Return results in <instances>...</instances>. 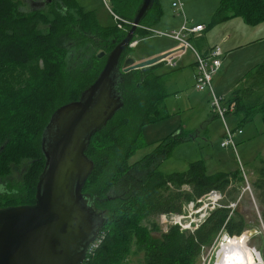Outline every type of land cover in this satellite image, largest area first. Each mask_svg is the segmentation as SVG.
I'll use <instances>...</instances> for the list:
<instances>
[{
  "label": "trees",
  "instance_id": "trees-1",
  "mask_svg": "<svg viewBox=\"0 0 264 264\" xmlns=\"http://www.w3.org/2000/svg\"><path fill=\"white\" fill-rule=\"evenodd\" d=\"M60 1L69 10L65 16L57 12L63 9L59 5H50L49 13L41 9L26 12L17 0H0V180L8 181L13 189L12 171L28 162L13 193L0 196V205L35 203L45 166L42 141L53 114L80 99L105 66L106 59H100L99 54L110 53L132 27L126 26V31L117 25L104 27L76 0ZM142 2L137 0L131 16L125 14L126 8L116 14L133 23ZM162 12L160 0H155L142 27L158 23ZM238 17L251 26L263 23L264 0H220L206 29ZM142 27L137 34L146 36L149 32ZM101 40L107 41L106 47L97 42ZM155 66L120 73L124 107L92 137L86 151L94 169L83 193L98 210L99 221L103 222L99 237L103 240L95 252L87 254L83 264H127L131 257H138V264H200L204 250L216 249L221 237L241 245V236L256 226L229 203L237 199L244 184L240 172L210 175L203 161L191 163L184 172L166 174L158 170L156 162L166 158L180 140L173 141L169 136L140 160L131 162L148 147L139 144V125L160 120H149L154 91L165 85L158 79L166 75H155ZM130 84L138 93L135 100L128 96ZM163 99L158 97L159 101ZM227 103L235 104L233 115L240 127L256 115L264 123V61L248 71ZM134 124H138L136 130ZM259 164L254 168L252 186L258 193L264 220V160ZM213 191L223 195V202L197 228L183 229L174 224L162 231L156 221L159 217L184 216L189 204L199 206L198 201ZM225 245L227 253L239 258V250L229 240ZM260 251L264 260V249Z\"/></svg>",
  "mask_w": 264,
  "mask_h": 264
},
{
  "label": "rangeland",
  "instance_id": "rangeland-1",
  "mask_svg": "<svg viewBox=\"0 0 264 264\" xmlns=\"http://www.w3.org/2000/svg\"><path fill=\"white\" fill-rule=\"evenodd\" d=\"M17 1L20 2L22 10L30 12L33 9L40 8L39 6L43 0ZM76 1L84 10L93 12L99 23L104 27L117 25V19L113 15V13L116 14L117 10L121 13L126 8L127 11L124 13L131 16L130 11H134V7L137 5V0H121L124 5L122 7L120 5V8L116 0ZM176 1L178 0H160L163 11L162 16L158 23L151 26L150 32L146 36L143 37L140 33L136 34L134 40L138 43L135 48H130L132 56L142 57L152 51L167 50L175 45L171 38L162 34H170L173 31L172 27L176 23L175 19L179 18L182 21L183 15L178 12L180 9L172 7V3ZM181 2L183 3V11L190 21L189 26L198 22L208 26L220 6V0H181ZM179 30L177 29V31ZM193 42L197 46L199 41L193 40ZM194 58L192 51L185 55L183 62L186 69L182 78L178 75L180 72L178 69L181 66L178 68L171 67L164 61L152 68L155 75H166L158 80L162 85L164 83L166 85V81L169 79L168 88L166 89L164 85L158 92L154 91V107L149 114V120L154 121L157 118L160 120L150 122L143 127H140V125L138 127V124L133 125L134 130L138 127V130L141 131L139 144H145L148 147L140 150L131 162L134 163L140 160L145 154L155 149L157 144L171 136V140L180 141L166 158H161L156 162L155 166L161 172L166 174L184 172L189 169L191 163L197 161L204 162L207 173L210 175L223 172H240L244 178V184L241 183V187H239L237 199L229 203L233 209L238 210L246 217L250 225L256 226L241 236L243 237L241 245L227 236L221 237L216 249L204 250L200 264H214L215 257L222 254L233 260L234 264H264L263 253L260 251L264 249V242L262 243L264 239H261L262 236L264 237L262 206L258 200V193L252 186L253 181L256 179L254 168L260 165V160H264L263 120L260 115H256L251 121L240 127L239 120L234 115H227V128L231 131L241 129L244 135L238 137L236 151L223 149L221 143L225 139L226 127L213 106L210 93L199 91L195 86V78H192L190 70V62ZM169 73H172L171 76ZM151 79L153 81V78ZM179 79L181 80L179 82L180 92L174 83ZM127 88L130 92L128 96L135 100L138 93L132 89L133 84L128 85ZM216 94L219 98L223 97L224 100L229 99V97L218 92ZM160 96H163L164 99L159 101L158 97ZM136 119H139L138 115ZM27 164L28 162H24L19 168L12 171L10 178L12 179L11 186L13 189L19 184L21 174ZM4 190L1 186L0 192ZM226 201H229V199ZM222 202L223 199L220 203L222 204ZM208 203L209 200L205 199L200 205ZM194 210L188 207L184 212V217H159L156 221L163 232L174 224H179L182 228L184 226L192 229L195 225L194 222L201 217L202 213L197 214L198 210L196 212ZM156 236L159 235L156 234ZM228 240L234 248L239 250V258L226 252L225 242ZM127 264H138V257H131Z\"/></svg>",
  "mask_w": 264,
  "mask_h": 264
},
{
  "label": "water",
  "instance_id": "water-1",
  "mask_svg": "<svg viewBox=\"0 0 264 264\" xmlns=\"http://www.w3.org/2000/svg\"><path fill=\"white\" fill-rule=\"evenodd\" d=\"M155 0H143L126 37L107 57L96 81L78 101L53 114L47 128L56 126L53 144L42 150L45 166L39 177L35 203L0 209V264H83L103 222L83 187L94 162L86 156L92 137L124 107L114 94L116 73L146 69L164 62L170 52L137 62L132 48L138 28ZM105 55L102 52L99 58ZM122 62V66L120 64Z\"/></svg>",
  "mask_w": 264,
  "mask_h": 264
},
{
  "label": "crops",
  "instance_id": "crops-1",
  "mask_svg": "<svg viewBox=\"0 0 264 264\" xmlns=\"http://www.w3.org/2000/svg\"><path fill=\"white\" fill-rule=\"evenodd\" d=\"M181 1V0H180ZM177 2V1H176ZM175 3V2H173ZM172 3V7H173ZM182 3V2H181ZM183 4V3H182ZM174 8V7H173ZM182 14V21L177 18L175 19L176 23L172 27V32H176L177 29H181V27L190 21L187 17V14ZM184 22V24H182ZM196 25H204L203 23H193L191 27H195ZM205 26V25H204ZM206 27V26H205ZM146 28V27H142ZM150 28H146L148 32H150ZM144 37V36H143ZM189 40L194 44L193 40L199 41L197 46L194 44L193 46L201 53L207 54V52L214 46H221L224 50L223 57V66L222 69L218 72V74L214 78V87L216 92L226 97H230L233 90L238 87L244 78V76L264 61V22L251 26L246 23V21L241 18H234L224 23L218 24L211 29H206L201 33H193L189 36ZM136 42V46L138 41ZM172 42H175V45L178 46V42L172 39ZM174 45V46H175ZM135 46V47H136ZM174 46L167 50L160 51H152L149 54H146L142 57L133 56L137 62L158 56L165 52H169L174 49ZM176 46V47H177ZM187 51L181 58L176 60V68L179 69L178 73L179 77L182 78L184 75V71L186 66L184 65L183 59L185 55L188 53ZM194 55V53H193ZM195 56V55H194ZM191 63V64H190ZM190 70L192 72V78L196 76V68H195V58L192 62H190ZM188 70L186 71V73ZM170 74V73H169ZM172 74V73H171ZM170 74V76H171ZM181 80L175 81V86L179 89V82ZM168 81H166V89L168 88ZM244 135V134H243Z\"/></svg>",
  "mask_w": 264,
  "mask_h": 264
},
{
  "label": "built area",
  "instance_id": "built-area-1",
  "mask_svg": "<svg viewBox=\"0 0 264 264\" xmlns=\"http://www.w3.org/2000/svg\"><path fill=\"white\" fill-rule=\"evenodd\" d=\"M174 8H179L180 12L183 13V4L180 0L173 3ZM178 11V10H177ZM113 13V12H112ZM117 19V26L121 28L123 25L132 24L131 22L122 19L119 15L113 13ZM146 29V28H145ZM148 30V29H147ZM206 30L204 25H196L195 27L189 26L188 23H185L179 31H174L170 34H162L178 42V46L169 51L170 53L165 58V62L171 66L176 67V60L181 58L187 51H192L195 55V86L199 91H208L211 95L213 106L218 112L219 118L224 122L226 127V135L224 141L221 143L223 149H232L236 151L237 148V139L243 135V131L238 129L236 131H231L227 128V115H233L235 112V104L229 105L227 100H224L223 97L219 98L215 92L214 87V78L218 72L222 69L223 66V57L224 50L221 46L212 47L207 54H201L190 42L189 36L193 33H201ZM132 48H135L136 42L132 43ZM209 200L208 204L199 205L197 203H191L188 205L190 209H195L194 212L198 210V213H201V217L196 219L194 222L195 225L189 230L197 228L198 225L208 216L209 212L214 210L216 207L221 206L220 201L223 199V195L217 191H213L206 195L204 198L198 201L199 204L203 203L204 200ZM187 207V208H188ZM205 207V208H204ZM172 218L168 215H162L161 218ZM176 217V216H173ZM184 217V216H182ZM183 229H188L183 226ZM103 236H98V238L89 246L88 254L95 252V250L102 243Z\"/></svg>",
  "mask_w": 264,
  "mask_h": 264
},
{
  "label": "flooded vegetation",
  "instance_id": "flooded-vegetation-1",
  "mask_svg": "<svg viewBox=\"0 0 264 264\" xmlns=\"http://www.w3.org/2000/svg\"><path fill=\"white\" fill-rule=\"evenodd\" d=\"M54 1L56 2V3H54ZM116 2H117V4H118V7L120 8V5H124V4H121V0H116ZM64 2H62V1H60V0H43L42 1V3H41V5L39 6L40 8H38V9H41L44 13H49V10H50V5H55V7H57L58 5L59 6H62L63 7V9H61V10H59V9H56L57 10V12L58 13H60V14H62V15H67V14H65V13H69V10L67 9V8H65L64 7V4H63ZM57 5V6H56ZM121 17V16H120ZM122 18V17H121ZM122 19H124V18H122ZM126 20V19H125ZM128 21V20H127ZM130 22V21H129ZM116 25V24H115ZM128 25H130V24H126V25H123L121 28H119L121 31H126V26H128ZM114 25H112V27H113ZM114 40H116V39H114ZM98 43H100L101 44V46L102 47H106L107 46V41H105V40H101L100 42L99 41H97ZM117 44V43H116ZM104 53H105V55H104V59H106L107 60V57H108V55L110 54V53H108V52H105V51H103ZM102 53V52H101ZM100 55V54H99ZM103 58H100V59H103ZM106 63V62H105ZM121 66H122V63H121ZM120 66V67H121ZM115 91H114V94H116V96H121L122 98H123V91L121 90V74L120 73H116V75H115ZM121 80V81H120ZM121 82L120 83V87H119V84H118V82ZM56 130V126L55 125H52L49 129H48V132H47V136H45V142H44V145H45V148L46 149H48V147L50 146V145H52L53 144V138H54V134H55V131ZM3 187L5 190L4 191H1L0 192V196L2 195V194H5V193H8V194H12L13 193V189H11L10 188V185H9V182L8 181H4V180H0V187ZM89 203L90 204H92L91 202H90V200H89ZM8 207H13V206H4V205H0V209H4V208H8ZM93 222L95 223V225H98L97 223L99 222V216L98 215H93Z\"/></svg>",
  "mask_w": 264,
  "mask_h": 264
},
{
  "label": "bare ground",
  "instance_id": "bare-ground-1",
  "mask_svg": "<svg viewBox=\"0 0 264 264\" xmlns=\"http://www.w3.org/2000/svg\"><path fill=\"white\" fill-rule=\"evenodd\" d=\"M133 57V56H132ZM209 216V215H208ZM218 256V255H217ZM215 257L214 264H234L233 260L228 259L223 254Z\"/></svg>",
  "mask_w": 264,
  "mask_h": 264
}]
</instances>
